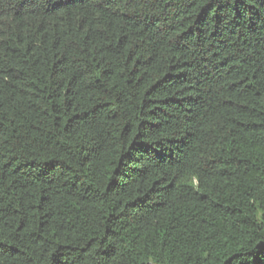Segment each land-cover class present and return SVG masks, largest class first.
<instances>
[{"label":"trees","instance_id":"obj_1","mask_svg":"<svg viewBox=\"0 0 264 264\" xmlns=\"http://www.w3.org/2000/svg\"><path fill=\"white\" fill-rule=\"evenodd\" d=\"M0 264H264V0H0Z\"/></svg>","mask_w":264,"mask_h":264}]
</instances>
